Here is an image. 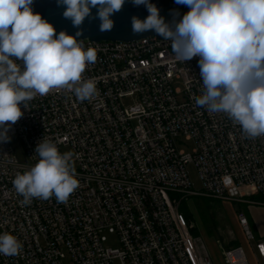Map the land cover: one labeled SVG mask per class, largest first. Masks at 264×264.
Instances as JSON below:
<instances>
[{
    "label": "built area",
    "instance_id": "2783aa9c",
    "mask_svg": "<svg viewBox=\"0 0 264 264\" xmlns=\"http://www.w3.org/2000/svg\"><path fill=\"white\" fill-rule=\"evenodd\" d=\"M81 41L97 50L82 77L96 81L98 95L83 102L65 89L37 95L8 131L20 153L0 142V234L23 245L17 256L0 255V264H214L180 206L203 197L264 209V136L247 138L226 114L196 105L199 57L176 60L170 40ZM43 137L61 154L72 151L79 187L66 202L23 205L13 180L37 163ZM184 140L192 151L180 148ZM240 224L255 241L244 215ZM110 237L119 248L107 246ZM252 250L264 264V235ZM223 258L250 264L243 247Z\"/></svg>",
    "mask_w": 264,
    "mask_h": 264
},
{
    "label": "clouds",
    "instance_id": "9594fccd",
    "mask_svg": "<svg viewBox=\"0 0 264 264\" xmlns=\"http://www.w3.org/2000/svg\"><path fill=\"white\" fill-rule=\"evenodd\" d=\"M63 16L80 28L93 7L98 8L101 32L111 31L113 14L125 0H57ZM146 6L149 15L131 18L133 34L154 31L171 41L176 60L199 57L203 92L196 105L209 113L226 114L244 136H264V0H175L189 11L182 19L165 21L150 0H131ZM33 0H0V142H8L9 129L24 115L21 104L53 89L73 92L81 101L98 95L96 81L83 78L97 50L85 48L77 37L56 33L53 24L32 8ZM10 122V123H9ZM37 163L18 173L13 186L23 197L66 202L79 187L73 153L61 154L55 143L44 138L37 144ZM22 243L11 233L0 234V255L17 256Z\"/></svg>",
    "mask_w": 264,
    "mask_h": 264
},
{
    "label": "rangeland",
    "instance_id": "374dc122",
    "mask_svg": "<svg viewBox=\"0 0 264 264\" xmlns=\"http://www.w3.org/2000/svg\"><path fill=\"white\" fill-rule=\"evenodd\" d=\"M128 103V102H126ZM11 144L18 149L21 141L18 136L10 138ZM181 149L190 152L194 149V143L184 140ZM65 152H72L67 149ZM190 181L197 191L202 190L199 172L195 165H188ZM182 204L191 212L190 223L191 235L205 247L214 264L224 263V252L229 248L243 247L244 253L250 264H256L255 245L260 235H264V209L243 204L221 202L209 198H190ZM244 215L256 240L248 242L240 224V216ZM110 248H119L115 237H110L107 244Z\"/></svg>",
    "mask_w": 264,
    "mask_h": 264
},
{
    "label": "water",
    "instance_id": "95a60500",
    "mask_svg": "<svg viewBox=\"0 0 264 264\" xmlns=\"http://www.w3.org/2000/svg\"><path fill=\"white\" fill-rule=\"evenodd\" d=\"M160 10V15L165 21L171 23L173 20L182 19L183 15L189 11L186 5L177 4L175 0H150ZM64 5L58 4L57 0H33L32 8L54 25L56 33L66 31L69 35H75L81 31L82 35L77 37L78 40H90L93 42H133L141 39L156 37L165 40L157 35L154 31H146L141 34H133L131 18L139 17L145 19L149 13L144 5L134 6L131 0H125L122 10L112 15L114 27L111 31L101 32L99 25L101 21L97 17L98 8L91 9V15L85 18L80 28L74 27L70 19L63 16Z\"/></svg>",
    "mask_w": 264,
    "mask_h": 264
},
{
    "label": "trees",
    "instance_id": "16d2710c",
    "mask_svg": "<svg viewBox=\"0 0 264 264\" xmlns=\"http://www.w3.org/2000/svg\"><path fill=\"white\" fill-rule=\"evenodd\" d=\"M180 211L182 214H184L188 219L192 218L191 212H189V210L186 209V205L185 204H181L180 206Z\"/></svg>",
    "mask_w": 264,
    "mask_h": 264
}]
</instances>
